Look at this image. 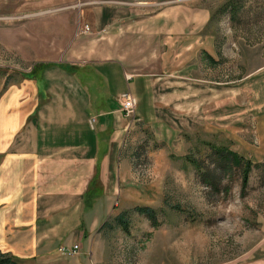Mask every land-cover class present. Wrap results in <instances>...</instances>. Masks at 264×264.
Instances as JSON below:
<instances>
[{"label": "rangeland", "instance_id": "1", "mask_svg": "<svg viewBox=\"0 0 264 264\" xmlns=\"http://www.w3.org/2000/svg\"><path fill=\"white\" fill-rule=\"evenodd\" d=\"M231 2L237 10L222 12ZM93 3L0 0V77L5 73L12 82L19 73L34 74L54 60L112 59L114 33L126 38L131 33V45H139L134 55L152 64L135 72L184 69L183 78L175 73L171 80L187 89L184 106L170 111L174 116L178 110L185 118L193 114L199 118L183 122L170 117L153 126L127 118L131 125L121 147L117 193L112 199L96 193L100 181L92 179L84 205L100 221L94 229L80 228L89 237L87 246L72 233L60 248L78 245L89 264H250L264 260V0ZM98 7L107 9L110 16L94 30L87 17ZM199 10L201 28L185 35L183 52L180 43L166 45L161 43L164 35H155L161 13H178L187 22ZM119 12L130 19L114 24L112 16ZM142 27L153 33L143 37ZM7 32L8 43L2 40ZM160 93L155 92L158 100ZM212 148L228 149L252 162L245 191L237 169H218L210 157ZM104 149L99 148L100 156ZM189 158L204 161V169L218 175L216 189L203 182ZM150 208L155 223L142 215ZM74 239L78 243L67 246ZM66 257L72 256L62 258Z\"/></svg>", "mask_w": 264, "mask_h": 264}, {"label": "crops", "instance_id": "2", "mask_svg": "<svg viewBox=\"0 0 264 264\" xmlns=\"http://www.w3.org/2000/svg\"><path fill=\"white\" fill-rule=\"evenodd\" d=\"M200 12L187 22L178 13H161L155 35H164L161 43L166 45L180 43L183 52L185 35L201 28ZM109 16L107 9L98 7L86 17L98 30ZM112 19L120 25L130 18L119 12ZM140 29L143 37L153 33ZM6 35L2 40L8 43ZM127 38L114 33L112 59L49 61L34 74L19 73L12 82L1 74L0 253L19 264H89L85 251L63 259L58 249L72 233L87 246L89 237L80 228L94 229L100 221L84 205L92 179L100 181L96 193L111 199L117 193L121 147L131 125L120 111L121 96L132 94L135 121L145 126L170 117L183 122L199 118L170 111L184 106L187 89L171 81L175 73L183 78L184 69L136 73L137 67L152 64L134 55L139 45L133 48L131 33ZM155 88L161 92L160 100ZM100 147L106 148L101 156ZM76 243L74 239L67 246Z\"/></svg>", "mask_w": 264, "mask_h": 264}, {"label": "trees", "instance_id": "3", "mask_svg": "<svg viewBox=\"0 0 264 264\" xmlns=\"http://www.w3.org/2000/svg\"><path fill=\"white\" fill-rule=\"evenodd\" d=\"M231 8L234 12L237 10L235 3L231 2L230 4L225 6L222 9V12ZM210 157L214 160V162L217 163V167L221 172H231L232 170L237 169L240 174L242 191H245V189L249 185L250 174L254 167L251 161L246 160L237 153L231 152L230 150L225 148H212ZM189 161L193 165L203 182L208 184L213 189H216L218 187L220 181L218 175L205 170L204 161L194 160L192 158H189ZM142 215H144L152 223H155V213L151 208L146 210V212ZM0 264H19V262L9 254L0 253Z\"/></svg>", "mask_w": 264, "mask_h": 264}, {"label": "built area", "instance_id": "4", "mask_svg": "<svg viewBox=\"0 0 264 264\" xmlns=\"http://www.w3.org/2000/svg\"><path fill=\"white\" fill-rule=\"evenodd\" d=\"M136 104L130 93L123 96L120 102V111L126 118L135 119ZM80 248L78 245H74L72 248L62 247L59 249V253L64 256H75L78 254Z\"/></svg>", "mask_w": 264, "mask_h": 264}]
</instances>
